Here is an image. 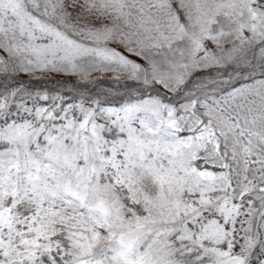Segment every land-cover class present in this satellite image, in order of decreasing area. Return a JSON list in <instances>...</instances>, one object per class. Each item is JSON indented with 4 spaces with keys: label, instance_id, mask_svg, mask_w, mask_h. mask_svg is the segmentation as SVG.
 <instances>
[{
    "label": "snow or ice",
    "instance_id": "1",
    "mask_svg": "<svg viewBox=\"0 0 264 264\" xmlns=\"http://www.w3.org/2000/svg\"><path fill=\"white\" fill-rule=\"evenodd\" d=\"M0 264H264V0H0Z\"/></svg>",
    "mask_w": 264,
    "mask_h": 264
}]
</instances>
